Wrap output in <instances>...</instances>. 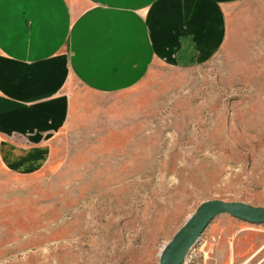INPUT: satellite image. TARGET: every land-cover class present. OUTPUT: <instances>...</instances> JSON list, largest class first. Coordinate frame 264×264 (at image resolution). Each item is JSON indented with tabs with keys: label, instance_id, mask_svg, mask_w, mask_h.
<instances>
[{
	"label": "rangeland",
	"instance_id": "374dc122",
	"mask_svg": "<svg viewBox=\"0 0 264 264\" xmlns=\"http://www.w3.org/2000/svg\"><path fill=\"white\" fill-rule=\"evenodd\" d=\"M69 89L44 162L0 165V264H158L203 201L264 206V0L231 6L204 63ZM183 264H264V223L215 217Z\"/></svg>",
	"mask_w": 264,
	"mask_h": 264
},
{
	"label": "crops",
	"instance_id": "0c3cea01",
	"mask_svg": "<svg viewBox=\"0 0 264 264\" xmlns=\"http://www.w3.org/2000/svg\"><path fill=\"white\" fill-rule=\"evenodd\" d=\"M239 1L0 0V165L44 162L67 125L72 80L115 94L153 65L213 58Z\"/></svg>",
	"mask_w": 264,
	"mask_h": 264
},
{
	"label": "water",
	"instance_id": "95a60500",
	"mask_svg": "<svg viewBox=\"0 0 264 264\" xmlns=\"http://www.w3.org/2000/svg\"><path fill=\"white\" fill-rule=\"evenodd\" d=\"M222 214L249 224L264 223V206H253L243 201L208 199L199 204L164 245L159 253L158 264H183L187 253L209 223Z\"/></svg>",
	"mask_w": 264,
	"mask_h": 264
},
{
	"label": "built area",
	"instance_id": "2783aa9c",
	"mask_svg": "<svg viewBox=\"0 0 264 264\" xmlns=\"http://www.w3.org/2000/svg\"><path fill=\"white\" fill-rule=\"evenodd\" d=\"M192 248H193V247H192ZM192 248H191V249H192ZM191 249H190V250H191Z\"/></svg>",
	"mask_w": 264,
	"mask_h": 264
}]
</instances>
